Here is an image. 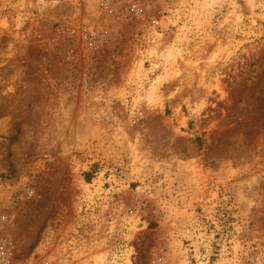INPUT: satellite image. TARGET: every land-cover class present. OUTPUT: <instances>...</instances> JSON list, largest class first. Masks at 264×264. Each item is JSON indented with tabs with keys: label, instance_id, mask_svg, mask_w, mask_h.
I'll return each instance as SVG.
<instances>
[{
	"label": "rangeland",
	"instance_id": "1",
	"mask_svg": "<svg viewBox=\"0 0 264 264\" xmlns=\"http://www.w3.org/2000/svg\"><path fill=\"white\" fill-rule=\"evenodd\" d=\"M1 243L264 264V0H0Z\"/></svg>",
	"mask_w": 264,
	"mask_h": 264
},
{
	"label": "built area",
	"instance_id": "2",
	"mask_svg": "<svg viewBox=\"0 0 264 264\" xmlns=\"http://www.w3.org/2000/svg\"><path fill=\"white\" fill-rule=\"evenodd\" d=\"M64 241H66V236L59 235V242L62 243ZM0 264H22V263L16 262L14 258L11 256V253L9 252L6 245L4 243H1L0 244Z\"/></svg>",
	"mask_w": 264,
	"mask_h": 264
}]
</instances>
